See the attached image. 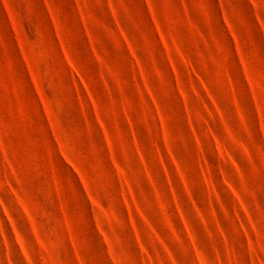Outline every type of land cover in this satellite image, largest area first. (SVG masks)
I'll list each match as a JSON object with an SVG mask.
<instances>
[{"label": "rangeland", "instance_id": "rangeland-1", "mask_svg": "<svg viewBox=\"0 0 264 264\" xmlns=\"http://www.w3.org/2000/svg\"><path fill=\"white\" fill-rule=\"evenodd\" d=\"M0 264H264V0H0Z\"/></svg>", "mask_w": 264, "mask_h": 264}]
</instances>
